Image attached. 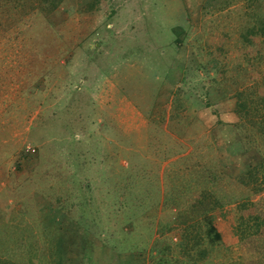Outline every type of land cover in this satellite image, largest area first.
Wrapping results in <instances>:
<instances>
[{"label":"rangeland","instance_id":"374dc122","mask_svg":"<svg viewBox=\"0 0 264 264\" xmlns=\"http://www.w3.org/2000/svg\"><path fill=\"white\" fill-rule=\"evenodd\" d=\"M257 9L264 18V0H0V256L186 261L181 231L167 229L182 212L204 220L189 186L208 181L183 168L217 164L236 177L264 155L253 125L244 131L257 149H243L236 129L238 93L264 90V54L245 39ZM158 196L156 234L127 232L135 210L118 205L148 209ZM207 216L221 240L204 220L208 256L195 264H245L236 205Z\"/></svg>","mask_w":264,"mask_h":264},{"label":"trees","instance_id":"16d2710c","mask_svg":"<svg viewBox=\"0 0 264 264\" xmlns=\"http://www.w3.org/2000/svg\"><path fill=\"white\" fill-rule=\"evenodd\" d=\"M250 14L251 18L253 14ZM254 19L255 24L253 23L251 27L248 26L249 28L246 31L245 39L252 48H261V52L264 54V18L261 15L260 9H257L255 12ZM254 37H256L254 40L251 39ZM248 54H250V52ZM261 59L264 58L262 57ZM213 63L214 60L212 59L208 62V64ZM251 97H254V91L248 95L246 92L238 93L236 105L241 121L243 120V122H239L236 129L240 134L239 142L242 143V148L244 147L243 149L246 150L250 149V147L251 149L253 147L257 149L258 147L254 139V134H249L244 131L247 122L256 128L258 137L262 139V145H264V113L261 112L262 110L264 112V90L260 95L255 91V99ZM252 117H255V119ZM233 145L235 146L234 148L236 151H241L240 145L236 143V141L233 142ZM183 169L186 173L193 171L191 174L193 177L191 181H197L202 177H205V180L208 181L207 187H197L196 189H193L189 186V191L191 192L190 198L193 201L192 208H197L199 213L205 215L204 220H206L208 226L206 235L210 237L212 242L220 241L221 235L218 233L217 227L207 215L210 211L219 207L222 208L227 205H236L238 213L236 219L237 236L240 244L243 246L244 250H246L248 255L245 264H264V155L259 164L252 166L236 177L230 175L225 177L223 170H217V164L205 166L203 169V167L196 163L191 165V171H189L187 167H184ZM177 174L180 178H183V175H185V173L181 174V171H178ZM166 179L169 183L173 181L170 176ZM221 183L222 187L219 190V192H221L220 194L215 190H212L213 188L210 185L214 186L217 184L218 186V184L220 185ZM198 184L201 186L200 182H198ZM183 185H187V183L185 182ZM164 188V193H171L174 191L171 190L168 183L167 187ZM175 191L180 197L185 193L181 189H178V191L175 189ZM156 192L157 191H155V193ZM160 192L161 191H159V194ZM177 193H174V196L175 194L178 195ZM170 196L171 195L167 196L168 199H163L169 201ZM220 196H226V199L223 200L219 198ZM161 200L162 196H158L159 202H154L148 209H143L140 207L141 205H137L135 201H133V203L131 202V204H124V207H122V204L118 205V208L120 209L122 208L127 211L128 208L131 207V211L135 210V212L138 213H128V220H125L124 222L126 224L130 223L134 226L130 225L127 232L130 234H136V232H138L139 234L141 229H144L149 235H151L150 238H152L156 234L154 230L157 228H155L156 223L152 221V219L150 220V216H155L157 209L162 204ZM140 212H143L144 214H140ZM195 219L196 217H189L187 212L178 213L173 223L179 225L174 227V229H167V231H177L178 229L181 231L179 241L180 254H183L187 260L183 261L179 258L172 257V255L169 259L160 256L157 260L159 264H195L199 259H204L208 256V249L207 246H205L206 244H204V237L201 235V231H199L204 227L202 224L204 220L201 219L203 220L201 222L200 220L196 221ZM138 223L139 227H136ZM152 227L154 228L152 229ZM167 248L172 251L171 244H169L166 249ZM0 264L16 263L13 259L8 258V256H0Z\"/></svg>","mask_w":264,"mask_h":264}]
</instances>
